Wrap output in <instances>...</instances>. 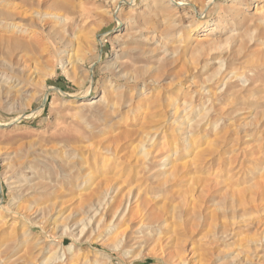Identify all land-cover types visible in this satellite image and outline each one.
I'll use <instances>...</instances> for the list:
<instances>
[{
	"label": "rangeland",
	"instance_id": "obj_1",
	"mask_svg": "<svg viewBox=\"0 0 264 264\" xmlns=\"http://www.w3.org/2000/svg\"><path fill=\"white\" fill-rule=\"evenodd\" d=\"M0 264H264V0H0Z\"/></svg>",
	"mask_w": 264,
	"mask_h": 264
},
{
	"label": "bare ground",
	"instance_id": "obj_2",
	"mask_svg": "<svg viewBox=\"0 0 264 264\" xmlns=\"http://www.w3.org/2000/svg\"><path fill=\"white\" fill-rule=\"evenodd\" d=\"M41 1H44V0H41ZM239 1V0H238ZM39 2H40V0H39ZM230 5V4H229ZM258 4H256V6H257ZM262 6L260 5L259 6V8H261ZM229 10H230V13H231V11H232V15H230V16H232V18L233 19H236V17H238V15L241 13V9H240V7L237 5V4H233L232 6H230L229 7ZM42 14H44V15H46V14H48V13H42V12H39V17H41V15ZM227 14V13H226ZM55 15H57V14H55ZM61 16V15H60ZM46 18V17H45ZM45 18H43V19H41L42 20V26H44V25H47L49 22L47 21V20H44ZM41 22V21H40ZM206 24V23H205ZM14 26H17V25H14ZM201 26V25H200ZM18 27V26H17ZM203 30H206L205 28H203V29H200V30H198L197 31V33L196 34H199V32L200 31H203ZM40 35V34H39ZM189 36V35H188ZM42 45V44H41ZM40 46V45H39ZM85 92V91H84ZM182 117V116H181ZM164 134V133H163ZM168 137H170V136H168ZM164 139V138H163ZM178 139V138H177ZM179 141V140H178ZM163 145H167V146H170V147H172V151H174V154L179 150L178 149V146H177V142H176V139L175 138H170L169 140H168V138L167 139H164L163 140ZM162 145V144H161ZM162 147V146H161ZM148 153V152H147ZM168 156L169 155H166V156H164L162 159L165 161H167L168 162V160H167V158H168ZM162 165H164V164H162ZM163 169V168H162ZM176 169H177V167L175 166V164L174 163H171V165L167 168V169H164V170H167V171H165V172H161L160 174H162V178L161 179H158L157 181H156V186H163L164 184H166L169 180H170V176H172V178H173V176H174V173L176 172ZM151 176V175H150ZM137 181H138V179H137ZM144 197H142V199H143ZM141 199V201H144V200H142ZM137 200V199H136ZM147 200V199H146ZM112 203V201H109V204H111ZM143 203H145V202H143ZM108 204V203H107ZM137 204V203H136ZM140 205V204H139ZM141 205H143V204H141ZM154 206V205H153ZM152 206V207H153ZM138 207V206H137ZM137 207L136 206H134V208L137 210ZM144 207V206H143ZM148 207V206H147ZM146 207V208H147ZM147 211H149V210H147Z\"/></svg>",
	"mask_w": 264,
	"mask_h": 264
}]
</instances>
